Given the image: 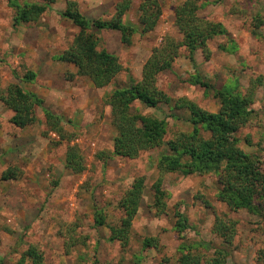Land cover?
Returning <instances> with one entry per match:
<instances>
[{"label": "rangeland", "instance_id": "374dc122", "mask_svg": "<svg viewBox=\"0 0 264 264\" xmlns=\"http://www.w3.org/2000/svg\"><path fill=\"white\" fill-rule=\"evenodd\" d=\"M11 1L35 0H0V88L18 83L33 94L36 121L23 128L14 125L12 111L0 101V264H15L29 245L37 246L45 264H176L181 245L204 256L222 249L226 264H264L263 195L255 196V210L231 209L216 198L221 189L217 173L175 171L164 176L166 210L156 214L151 184L157 177V158L168 153L167 145L135 158L113 154L115 129L106 98L115 88L140 87L142 65L151 50L166 35L180 38L174 9L183 0H158L157 17L145 21L139 19V0H133L123 15V22L136 30L130 44L122 43L116 30L92 29L98 49L115 54L122 66L103 87H95L77 75L72 64L56 58L78 31L63 11L68 1H75L85 17L109 19L119 0H56L36 22L18 25ZM200 2L198 16L221 22L227 32L207 41V57L197 48L193 62L181 47L171 68L157 75L156 86L173 100L185 97L208 112L219 107L215 90L239 95L251 91L249 122L234 136L262 169L264 0ZM26 71L34 72L32 81L20 79ZM130 110L164 120V142L192 129L189 112L174 107L173 101L148 107L136 99ZM46 111L59 116L61 133L47 126ZM201 133L208 135L203 129ZM67 144L77 146L83 156L82 171L65 167ZM7 168L15 169V178L1 179ZM138 176L144 177L145 188L129 242L122 247L108 240L109 225L118 222V200ZM96 212L104 217L103 225L96 224ZM176 212L185 218L181 232L174 228ZM215 215L235 223L231 239L213 232ZM146 237L155 238L157 246H143Z\"/></svg>", "mask_w": 264, "mask_h": 264}, {"label": "trees", "instance_id": "16d2710c", "mask_svg": "<svg viewBox=\"0 0 264 264\" xmlns=\"http://www.w3.org/2000/svg\"><path fill=\"white\" fill-rule=\"evenodd\" d=\"M132 1L119 0L109 19H89L80 12L75 1H68L63 15L71 20L78 31L69 46L56 58L72 64L76 74L86 77L95 87L109 84L122 66L115 54L98 49V38L92 29L116 30L120 34V41L130 44L136 30L123 22V15L129 10ZM11 2L15 6L13 21L18 25L36 22L56 0H35L23 4ZM201 5L200 0H183L178 4L174 9V25L180 38L166 35L161 43L151 50L142 65L140 87L132 85L129 88H115L106 98V104L110 107L111 123L115 129L112 141L114 155L135 158L142 151L161 147L163 144L168 147V153H162L157 158V177L151 184L152 207L156 214L164 213L166 210L167 193L162 187L164 176L175 171L217 173L221 189L216 198L231 209L255 210L253 204L255 196H264V167L261 169L257 160L238 147L237 138L234 136L236 131L249 122L252 110L248 106L253 101L252 92L239 95L221 89L215 90L214 95L219 98V107L216 112H208L185 97L173 100L156 86L157 75L171 68L181 47L188 51V57L193 62V53L197 48H200L207 57L209 55L207 41L227 32L221 22L198 16L197 11ZM137 9L139 19L143 21L146 17L153 19L159 13L160 3L158 0H139ZM34 77L33 71H26L20 79L32 81ZM202 85L207 88V84ZM136 99L148 107H154L160 102L167 104L173 101L174 107L189 112L191 131H179L164 142L165 121L152 115L133 113L130 105ZM0 101L12 111L10 120L14 125L23 128L36 121L34 95L25 91L18 83H9L0 88ZM45 117L50 129L58 134L62 132L58 115L46 111ZM202 129L208 132L207 136L201 133ZM64 165L72 172L84 169L83 156L74 144H67ZM15 177L14 168H7L1 174V179L4 180ZM144 188V177L138 176L119 198L117 207L121 210V216L116 224L109 225L108 240H116L122 247L127 246L132 221ZM175 221V230L183 231L185 228L183 215L176 212ZM95 222L98 225L105 223L100 212H96ZM212 230L225 239H231L235 234V223L215 215ZM143 246L156 247V239L144 238ZM226 257L227 254L222 249H215L212 255L204 256L192 251L190 246L181 245L176 264H226ZM166 261L160 264H166ZM15 264L45 262L37 246L29 245Z\"/></svg>", "mask_w": 264, "mask_h": 264}]
</instances>
